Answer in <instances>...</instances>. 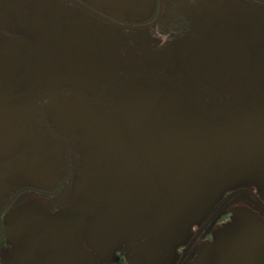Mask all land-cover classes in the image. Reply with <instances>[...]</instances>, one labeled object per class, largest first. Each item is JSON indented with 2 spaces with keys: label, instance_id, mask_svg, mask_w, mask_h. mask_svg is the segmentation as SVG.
<instances>
[{
  "label": "flooded vegetation",
  "instance_id": "1",
  "mask_svg": "<svg viewBox=\"0 0 264 264\" xmlns=\"http://www.w3.org/2000/svg\"><path fill=\"white\" fill-rule=\"evenodd\" d=\"M0 264H264V0H0Z\"/></svg>",
  "mask_w": 264,
  "mask_h": 264
}]
</instances>
